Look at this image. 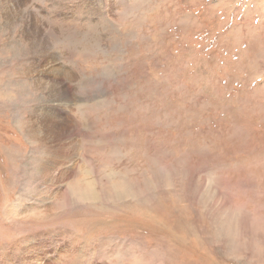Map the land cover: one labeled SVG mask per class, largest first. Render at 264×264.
<instances>
[{
    "label": "rangeland",
    "instance_id": "obj_1",
    "mask_svg": "<svg viewBox=\"0 0 264 264\" xmlns=\"http://www.w3.org/2000/svg\"><path fill=\"white\" fill-rule=\"evenodd\" d=\"M0 5V264H264V0Z\"/></svg>",
    "mask_w": 264,
    "mask_h": 264
},
{
    "label": "bare ground",
    "instance_id": "obj_2",
    "mask_svg": "<svg viewBox=\"0 0 264 264\" xmlns=\"http://www.w3.org/2000/svg\"><path fill=\"white\" fill-rule=\"evenodd\" d=\"M19 1V0H18ZM12 2V1H11ZM2 3V2H1ZM17 3V2H16ZM3 5V4H2ZM1 6V5H0ZM18 8V7H17ZM5 9H3V11H4ZM16 10V9H15ZM18 10V9H17ZM10 12V11H9ZM8 13V12H7ZM11 14V13H10ZM21 15V14H20ZM30 15V14H29ZM20 17V16H19ZM27 17V16H26ZM24 18H25V16H24ZM7 25V24H6ZM44 33V32H43ZM40 35V34H39ZM56 76V75H55ZM52 84V83H51ZM89 190V189H88ZM91 190V189H90ZM85 192V191H84ZM89 192V191H88ZM83 195V194H82ZM93 195H94V193H93ZM83 197V196H82ZM88 198V197H87Z\"/></svg>",
    "mask_w": 264,
    "mask_h": 264
}]
</instances>
